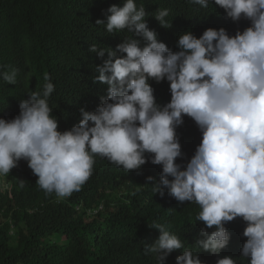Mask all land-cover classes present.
<instances>
[{"label":"clouds","instance_id":"clouds-1","mask_svg":"<svg viewBox=\"0 0 264 264\" xmlns=\"http://www.w3.org/2000/svg\"><path fill=\"white\" fill-rule=\"evenodd\" d=\"M107 13L87 58L0 72V197L66 201L115 173L201 209L198 250L150 225L157 264H264V0Z\"/></svg>","mask_w":264,"mask_h":264},{"label":"trees","instance_id":"trees-1","mask_svg":"<svg viewBox=\"0 0 264 264\" xmlns=\"http://www.w3.org/2000/svg\"><path fill=\"white\" fill-rule=\"evenodd\" d=\"M167 0H136L145 11L161 9ZM124 0H0V72L11 68L45 71L75 57L87 58L88 37L106 39L107 9ZM102 30V32L100 31ZM114 37L115 35L112 34ZM112 39V36H110ZM80 44L72 47L68 44ZM0 77V91L8 87ZM104 183L66 201L43 193L0 197V264H157L147 253L168 226L181 240L198 250L202 221L194 202H178L154 186L138 184L109 173ZM102 188V189H100ZM104 202V207L95 210ZM79 207V208H78ZM91 211V212H90ZM240 219V218H235ZM230 222L235 232L243 222ZM193 239V238H192ZM183 250V249H178ZM175 251V250H174Z\"/></svg>","mask_w":264,"mask_h":264}]
</instances>
